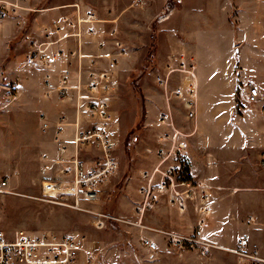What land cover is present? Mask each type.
<instances>
[{"label":"rangeland","instance_id":"1","mask_svg":"<svg viewBox=\"0 0 264 264\" xmlns=\"http://www.w3.org/2000/svg\"><path fill=\"white\" fill-rule=\"evenodd\" d=\"M74 3L84 4L106 19L109 31L116 22L127 53L115 75L112 101L121 138L120 171L103 185L100 201L91 208L108 217L102 230L95 227L93 215L42 199L37 155L49 137L40 135L33 104H10L8 95L14 90L6 88L2 71L7 62L16 61L24 52V48L16 52L19 41L28 35L32 40L39 38L41 31L36 29L54 21V8ZM22 5L24 11L8 18L13 25L9 52L0 51V229L75 234L84 239V250L93 254L91 264H239L234 253L238 244L221 246L200 237L207 202L194 181L186 151L179 162L181 177L190 185L177 186L184 196L183 208L172 204L167 193L156 191L161 181L158 174L153 190L158 199L151 198L144 213L138 212L144 204V174L157 167L159 151L167 148V136L171 134V129L160 124L168 104L156 78L163 75L171 58L177 60L187 48L184 28L188 23L182 19L181 4L168 0H23ZM170 9L179 13L161 21L171 14ZM236 100L241 113V96ZM170 104L175 125L183 133L179 138L187 148L188 136L196 126L192 129V121L186 119L188 110L183 99L172 98ZM4 181H8L5 188L1 186ZM188 190L192 191L190 199H186ZM146 236L157 242V251L150 252L144 246ZM79 264H85L83 258Z\"/></svg>","mask_w":264,"mask_h":264},{"label":"crops","instance_id":"2","mask_svg":"<svg viewBox=\"0 0 264 264\" xmlns=\"http://www.w3.org/2000/svg\"><path fill=\"white\" fill-rule=\"evenodd\" d=\"M76 4L94 11L81 3L61 5L54 8V21L73 15ZM177 11L171 10L168 20ZM181 13L189 26L184 28L187 48L183 55L193 60L198 84L197 116L190 122L196 129L188 136L186 155L200 195L207 202L200 237L209 243L234 247L245 238L249 244L258 245L264 256V0H183ZM103 20L90 24V29H98L99 34L82 38L83 53L90 60L113 51L107 46L109 22ZM49 24L38 26L36 31L42 34ZM12 26L6 20L0 29L2 53L9 52ZM31 38L28 35L18 42L16 52L23 48L24 52L16 61L7 62L2 71L6 88L14 90L8 95L10 104H33L40 135L49 137L37 155L42 184L46 161L60 158L55 129L45 132L43 123L55 126L63 115L73 123L75 110L72 102H60L55 94L47 96L50 89L45 85L46 70L25 65ZM57 47L66 54L64 60L53 64L54 86L58 76L76 72L77 56L71 52L79 49V42L65 40L54 49ZM250 84L259 89L257 103L247 101ZM17 93L19 97L13 101L11 96ZM238 95L243 104L241 113ZM66 130L70 137L74 128Z\"/></svg>","mask_w":264,"mask_h":264},{"label":"built area","instance_id":"3","mask_svg":"<svg viewBox=\"0 0 264 264\" xmlns=\"http://www.w3.org/2000/svg\"><path fill=\"white\" fill-rule=\"evenodd\" d=\"M168 1L181 4L183 0ZM22 3L23 0H0V29L8 18L24 11ZM74 7L73 15H64L61 21H54L44 28L41 36L32 41L26 57V66L46 70L45 85L50 89L47 96L52 98L55 94L60 102L70 101L75 110L73 123L68 121L67 115L61 116L55 126L48 121L43 123L45 132L55 129L60 158L46 161L41 196L44 201L93 215L95 227L102 230L107 225L108 217L91 208L100 201L103 185L120 171L118 150L121 138L113 115L112 101L115 99V75L120 59L127 53L119 38V26L113 22L107 42L113 51L101 58L90 60V57H86L82 50V38L86 34H99L98 29H90V24L102 23L104 20L79 4ZM169 16L162 17L161 21H166ZM70 39L79 42V49L71 52L72 56H77V70L74 74L67 71L58 76L54 86L53 64L64 60L66 54L62 48L54 47ZM156 81L163 89L168 104V112L161 116L160 124L171 129V134L167 136V148L159 151L157 167L153 172L144 174L147 183L141 188L144 204L143 208H138L139 214L144 213L151 198L158 199L153 192L158 174L161 181L156 191L167 193L170 202L182 208L184 196L177 186L190 185L188 179L181 177L182 164L179 160L186 156V145L179 138L183 133L175 125L170 102L172 98L183 99L188 110L186 119L196 120L198 84L195 64L184 55L177 60H170L165 66V72L157 76ZM248 87L250 102L257 103L260 99L259 89L252 84ZM11 97L16 101L19 94ZM67 127L74 128L70 137L67 135ZM172 157V163L167 165ZM7 185L8 181L1 184L4 188ZM186 192V199H190L192 191ZM82 240L75 234L0 230V264H79L80 258H83L85 264H91L93 254L84 250ZM142 241L150 252L158 250V244L152 238L146 236ZM234 253L239 258V264H264V256L258 245H249L245 240L238 242Z\"/></svg>","mask_w":264,"mask_h":264}]
</instances>
